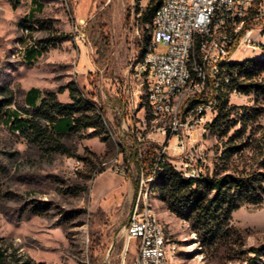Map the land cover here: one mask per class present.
Here are the masks:
<instances>
[{"label":"rangeland","instance_id":"obj_1","mask_svg":"<svg viewBox=\"0 0 264 264\" xmlns=\"http://www.w3.org/2000/svg\"><path fill=\"white\" fill-rule=\"evenodd\" d=\"M137 7V0H0V103L11 99L10 110L26 108L32 86L55 90L73 81L103 111L111 136L104 142L91 130L72 134L64 138V152H56L0 123V246L37 264H133L137 245L127 244L125 227L139 200L140 209L148 207L177 247L173 264H249L252 248L264 245V203L234 212L230 243L217 254L203 246L164 197L149 191L152 178L143 171L141 188L135 190L139 172L134 164L127 167L124 148L130 153L135 144L145 150L158 143L183 174L213 173L221 171L215 162L230 136L211 132L216 108L177 139L169 130L171 119L140 107L147 100L149 106L143 58L153 29L138 22ZM29 24L31 30L25 27ZM49 38L56 44L49 45ZM33 48L34 58L27 57L25 51ZM168 48L162 43L155 51ZM260 55L253 48L240 50L233 61ZM257 78L264 80V71ZM58 97L70 102L68 91ZM229 106L236 112L230 134L241 128L237 113H260L247 122L244 140L235 142L247 144L243 156L233 158L242 167L264 130V95L232 89ZM261 258L258 264H264Z\"/></svg>","mask_w":264,"mask_h":264},{"label":"trees","instance_id":"obj_2","mask_svg":"<svg viewBox=\"0 0 264 264\" xmlns=\"http://www.w3.org/2000/svg\"><path fill=\"white\" fill-rule=\"evenodd\" d=\"M161 3L162 0H149L144 8L138 6V22L152 27L154 15ZM27 22L30 23V20ZM25 27L31 30L33 26L29 24ZM54 40L49 38L45 41L49 45H55ZM35 48L26 50V56L34 58L37 52ZM260 59L232 61L223 67L230 76L231 83L225 92L218 94L217 115L210 124L213 134H219V137L230 135L220 158L215 162L217 168L221 169L220 172H201L197 177H185L169 160L163 150L164 145L151 143L143 150L140 144H135L130 153L124 148L127 167L134 164L139 172L134 182L136 192L141 188L140 172L143 171L147 178H152L149 181V191L164 197L169 209L190 224L203 246L217 254L226 250L230 243L234 212L246 205L258 207L264 203V130L253 140L254 145L249 147L252 155L247 157L242 167H237L233 160L236 154L240 153L242 157V151L247 148V144L241 142L237 145L235 142L244 140L248 130L247 122L258 119L260 113L256 109H245L241 114L237 113L241 128L232 134L233 126L229 125L230 117L236 113L229 106L232 89L240 93L254 91L264 95V80L259 81L257 78L264 71V59ZM65 91L69 92L70 102H63L58 97ZM196 96L187 102V108L209 100L202 95ZM144 97L147 99V95ZM9 104L11 99L0 103V123L6 124L13 132H19L30 142L41 145L45 150L64 152L66 136L90 130L91 135L100 137L102 141H111L103 111L73 81L55 90L31 88L25 95L26 108L10 110ZM140 107H145L150 113L148 100L146 105L141 102ZM37 209L34 208L41 213ZM251 252L254 256L249 258V264H258L264 256V245L252 248ZM0 264L37 263L20 256L16 249L10 251L0 246Z\"/></svg>","mask_w":264,"mask_h":264},{"label":"built area","instance_id":"obj_3","mask_svg":"<svg viewBox=\"0 0 264 264\" xmlns=\"http://www.w3.org/2000/svg\"><path fill=\"white\" fill-rule=\"evenodd\" d=\"M135 1V0H133ZM149 0H137L138 6L144 8ZM255 0H165V7L154 19L155 41L148 51L143 70H149L151 83L150 96L155 105V115L167 113L173 92L183 84L198 85V76L202 67H209L210 80H205L204 96L209 98L193 108H187L186 101L181 124L176 129H169L172 136L179 139L183 131H191L204 120L207 112L215 111L217 95L214 93V71L216 62L238 51L250 48L264 49V11L260 18H252L246 26L236 23V30H229V38H221L213 55H202V41L215 24H223L228 29V21L234 16L254 8ZM78 38L85 40L82 32ZM167 45L166 53H157L159 44ZM228 75V74H226ZM229 84L231 83L230 76ZM235 94L237 90L235 89ZM168 132V131H167ZM181 148H184L182 141ZM81 164L76 161V166ZM201 172L188 170L185 175L192 177ZM127 244L134 242L137 253L133 264H168L162 250V236L155 230L149 220L148 207L140 209L136 202L128 224L125 227Z\"/></svg>","mask_w":264,"mask_h":264},{"label":"bare ground","instance_id":"obj_4","mask_svg":"<svg viewBox=\"0 0 264 264\" xmlns=\"http://www.w3.org/2000/svg\"><path fill=\"white\" fill-rule=\"evenodd\" d=\"M164 7H165V0H162L161 5L156 11L153 18L152 38L150 44L148 45L147 51L145 52V58H143L144 65L146 63L148 51L151 50V44H153L155 41L154 19L156 18V16L160 15V10L163 9ZM263 11H264V0H255L253 9H246L244 13H240L238 14V16H234V21H228V29H224L223 24H215L213 29H211L208 32V35L203 38L202 55H213V53H215L216 46L220 41V39L229 38V30H236V23H239V26H246L247 21H250L252 18L262 17ZM233 56L234 55L223 59H219L216 62V67L214 71V93L215 95H217V97L220 92H225V89L229 85V77L228 75H226L227 72H225L223 67L226 64L233 61ZM259 58L264 59V49L261 50V55ZM146 73H147L150 113H152V115L155 116L156 118L171 119L172 122L171 129H176V125L181 124L182 114L185 108L186 101L189 100L193 95H203L204 94L203 86H205V80H210L209 67H202L200 70V76H198V85L195 83L183 84L176 92L172 93L169 102L168 114L159 113L158 115H155V105H153V100L150 96L151 83L149 82V70H146ZM184 176L188 177L187 175H185V173ZM197 176L200 175L195 174L192 177H197ZM148 215H149V220H151L154 223L155 230H157V233H160L162 236V250L164 252L165 260L168 261V264H173V253L177 247L175 248V245L170 241L164 226L158 220V218H156L149 211H148Z\"/></svg>","mask_w":264,"mask_h":264},{"label":"crops","instance_id":"obj_5","mask_svg":"<svg viewBox=\"0 0 264 264\" xmlns=\"http://www.w3.org/2000/svg\"><path fill=\"white\" fill-rule=\"evenodd\" d=\"M31 88H38V87L32 86ZM31 88H30V89H31ZM30 89H29V90H30ZM38 89H40V88H38ZM40 90H42V89H40Z\"/></svg>","mask_w":264,"mask_h":264}]
</instances>
